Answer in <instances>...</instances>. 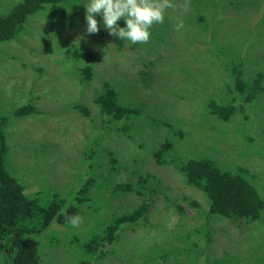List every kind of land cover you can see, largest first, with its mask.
I'll use <instances>...</instances> for the list:
<instances>
[{"label": "rangeland", "instance_id": "374dc122", "mask_svg": "<svg viewBox=\"0 0 264 264\" xmlns=\"http://www.w3.org/2000/svg\"><path fill=\"white\" fill-rule=\"evenodd\" d=\"M18 1L1 0L0 12L9 11ZM175 1L182 4L183 0ZM88 2L89 0H71L70 5L80 4L85 8L84 5ZM222 2L225 11L217 9L221 16L220 20L230 31L242 34L245 38L244 27L247 32L254 21V15L264 4L263 0H256L259 6L246 5L240 9L237 7L238 0L233 1L234 4H229L225 0ZM48 8L49 5H44L28 17L23 30L18 33L17 41L8 40L0 43V112L9 118L6 126L8 146L6 163L13 175H27L31 178L33 184H27L25 189L27 192H32L36 188L40 189L43 195L50 187L55 186L54 191H58L62 197L72 195L71 190L77 187L79 181L74 180L80 174L77 169L79 163H75V160L81 158V150L88 134L91 131L96 132L92 126L99 123V110L94 98L98 91L103 89V82H110L125 99L129 92L134 91L131 101H137L136 106H142L146 114L156 115L174 129H180L181 124L186 133L183 132V138L176 141V146L183 151H186V148L195 152L205 150L203 147L205 140L210 136L214 142L218 137L216 143L222 151L218 154L221 164L231 167L232 163H236L248 167L256 176L255 182L260 186L264 196V148H261L262 154L253 152V148H250L246 155H243L244 151L240 149L244 147V143L238 133L237 122L233 120L226 123L219 120L217 131L215 128L217 123H214L216 119L207 115L204 110V102L209 98L216 99L214 93L221 92L219 90V86L222 85L221 77L225 75L219 73L217 66L214 65L215 49L204 56L198 48L199 43L195 41L197 37L188 39L184 36L192 32L194 27L185 25L184 30L178 32L173 26L167 33L165 30L160 37H156V30L151 29L152 35L146 44L131 45L127 40L119 44L117 37L109 35L105 29L102 18H95L99 22L98 33L88 34L85 14L75 26L69 27L61 20L51 18ZM191 10L190 7L187 11L182 8L168 9L165 16L169 14L172 17L169 23L171 26L176 23V18L187 20L186 15H189ZM158 25L161 24H156L153 28L156 29ZM259 29L262 31L261 27ZM258 46L263 53L261 49L263 45ZM85 49L95 54L93 76L87 81H83L80 71L78 73L75 69L84 64ZM260 58L264 59V56L261 55ZM37 63L43 66L44 73L41 75L37 74L33 66ZM140 70L147 74L142 75ZM193 78H201L205 90L192 88L189 81ZM184 93H188L186 98L178 95ZM35 95H38L34 101L39 109L51 113L41 117H14L12 111L15 106ZM198 98L203 102L197 117L195 104L190 102H195L194 100ZM77 102L89 109L90 118L72 107ZM173 102L177 107L171 105ZM167 115L170 116L166 117ZM145 122L148 121L145 119ZM246 122L252 128L251 115ZM146 126L143 125L141 128L150 133L149 140L152 141L143 147L139 146L142 134L133 133V139L137 141H132L121 132L113 133V137H105L103 145L109 149L114 148L121 162L119 164L127 165L130 163V157L135 155L137 157L135 163H144L140 171L152 172L162 178L166 189L165 192L159 191L153 196L147 225L140 224L122 232L117 245L106 248V254L102 255L101 252L99 257V253L91 254L84 251L82 245L89 235V230L98 226L106 213L83 215V223L73 229H68L71 226L53 223L36 236L40 242L41 258L43 259L42 252L48 255L49 260L45 264H146L141 255L147 254V245L155 239L166 238L169 233L178 232L185 226L190 230L194 226L205 225L203 224L205 220L198 218L197 211L189 205L191 200H196L205 210L207 207L205 196L198 189L185 184L178 170L171 166L159 165L147 151L158 146V142L167 134V129L153 131ZM260 131L259 133H264V126ZM36 144L38 162L34 164L30 162L35 161L31 154ZM256 144L257 147L261 146L257 141ZM251 152H253L251 156L247 157ZM141 154L145 155L142 162L139 160ZM136 165L140 167L139 164ZM119 170L118 178L126 180L130 176L123 167ZM137 199L138 196H124L123 204L132 207L138 204ZM178 205L184 210L183 215L179 214ZM209 223L216 229L215 238L213 237L216 250L212 249L216 259L219 257H222L221 261L227 259L225 264H264V239L260 249L253 250L255 248L253 247L251 252L249 250L247 252L248 246L252 247L251 243H247L252 240L247 237L253 234L246 236L245 242L239 241V237H242L240 234L247 231L240 229L237 226L238 222L216 218ZM74 231H82L80 233L82 238L78 239L76 233L75 241L70 244L68 243L69 237L72 236L70 232ZM232 231L240 233L238 238L231 234ZM239 250L244 252V258ZM199 252L201 253V250ZM4 260L0 253V264H3ZM150 262L158 264L164 261L150 259Z\"/></svg>", "mask_w": 264, "mask_h": 264}, {"label": "trees", "instance_id": "16d2710c", "mask_svg": "<svg viewBox=\"0 0 264 264\" xmlns=\"http://www.w3.org/2000/svg\"><path fill=\"white\" fill-rule=\"evenodd\" d=\"M222 1L224 0H191L190 8L193 11L186 15L184 27L186 25L194 28L184 36L188 39L197 37L195 41L199 43L198 48L204 56L215 49L214 65L217 66L219 73L225 75L221 77L222 85L219 86L221 92L214 93L216 99L209 98L204 102L206 114L216 119L215 128L218 131L219 120L226 123L235 120L238 133L244 143V147L240 149L244 151L242 154L246 155L250 148H253V152L262 154L264 133L259 132L264 126V59L260 56H264V4L254 15V21L247 32L244 27L245 38H243L242 34L230 31L220 20L221 16L217 9L225 11ZM233 1L236 2V0H225L229 4H234ZM174 2L176 3L175 0ZM238 2L239 9L246 5L259 6L256 0L254 2L238 0ZM70 4L71 0H19L9 11L0 12V43L8 40L17 41L18 33L23 30L28 17L44 5H49L48 13L51 18L61 20L66 26H75L86 14V9L80 4ZM96 17L102 18L100 15L94 18ZM171 18L168 14L161 25L156 29L152 27V30H156V37H160L165 30L167 33L175 26V22L170 26ZM175 21L177 22V18ZM117 23L119 27L125 26L123 20ZM258 27H261L262 31ZM123 41L117 37L119 44ZM258 45H263L261 48L263 53ZM1 47L3 49V46ZM6 55L10 56L8 53ZM83 55L84 64L75 69L78 73L80 71L81 79L87 81L93 76L92 65L95 63V54L85 49ZM22 62L26 63V61ZM33 66L38 75L44 73L43 66L39 63ZM140 72L142 75L147 74L145 71L140 70ZM189 84L192 88L205 90L201 78H193ZM102 87L103 89L99 90L94 98L99 110V123L92 126L96 132L91 131L88 134L84 148L81 150L82 156L78 161L75 160V163H79L77 169L80 174L74 181H79L77 187L71 190L72 195L67 198L54 191L55 186L45 190L43 195L42 191L36 188L32 192H27L25 190L27 184H33L31 178L27 175L15 176L10 172L6 163L8 155L6 126L9 118L0 112V253L5 258L3 264H45L49 260L48 255L42 252L43 259L41 258L40 242L36 236L53 223L71 226L66 221L65 210L69 216L76 214L81 217L92 213H106L104 220L98 225L100 228L96 226L89 230V235L82 245L84 251L91 254L99 253V257L101 252L102 255L106 254V248L117 245L122 232L140 224L147 225L153 196L159 191L165 192L166 189L162 178L152 172L140 171L144 163H135L137 160L135 155L130 157V163L127 165L119 164L121 162L114 148L109 149L103 145L105 137H113V133L121 132L132 141L136 140L133 139V133L142 134L139 146L143 147L152 141L149 140L150 133L141 128L143 125H147L146 127L153 131L167 129V134L161 138L158 146L152 150L147 149L148 153L152 154L159 165L171 166L178 170L184 183L198 189L207 202L205 210L196 200L189 202V205L197 211L198 218L205 220L203 222L205 225L200 224L190 230L185 226L178 232L169 233L166 238L155 239L147 245V254L141 255L143 261L146 264H151L150 259L164 261L158 264H225L227 259L223 261H221L222 257L216 259L212 251L213 248L216 250L213 244L216 229L209 222L216 218L238 222L237 226L247 231L241 234L232 231L231 234L235 238H238V234L242 235L239 241L245 242V237L253 234L247 237L252 240L247 242L252 244L251 248L248 246L247 252L248 250L251 252L253 247H255L253 250L260 249L264 239V196L260 186L255 182L256 176L250 169L236 163H232L231 167L223 166L218 159V154L222 152L216 143L218 137L213 142L209 136V139L203 143L206 149H200L201 152L190 151L188 148L183 151L176 146V141L181 140L186 133L181 124L180 129H174L156 115L146 114L142 106H136L137 101H131L134 91L129 92L125 99L110 82H103ZM187 94L178 95L186 98ZM36 97L38 95L30 96L15 106L12 111L14 117H41L51 113L39 109L34 101ZM194 101L190 104H195L194 109L198 117L203 101L200 98ZM171 105L177 107L175 102ZM72 107L86 117H91L89 109L84 104L77 102ZM249 115L252 117V128L246 122ZM145 119L148 122H145ZM256 141L261 146L257 147ZM37 145L31 154L35 161L30 163L38 162ZM143 157L145 155L141 154L140 162L143 161ZM120 167L130 174L126 180L117 177ZM127 195L138 196V204L132 207L124 205L123 197ZM177 207L179 214L183 215L182 207L180 205ZM73 228L71 226L68 229ZM76 231L70 232L72 236L69 237L68 243L72 244L73 240L75 241L76 233L78 239L82 238L80 236L82 231ZM111 250L113 251L114 248ZM239 252L244 258V252L241 250Z\"/></svg>", "mask_w": 264, "mask_h": 264}, {"label": "clouds", "instance_id": "9594fccd", "mask_svg": "<svg viewBox=\"0 0 264 264\" xmlns=\"http://www.w3.org/2000/svg\"><path fill=\"white\" fill-rule=\"evenodd\" d=\"M191 6V0H183L177 4L174 0H89L86 9V32L96 34L99 31V22L94 18L100 15L103 25L109 35L116 36L119 40H127L131 45L146 44L149 42L151 29L156 24L164 22L165 12L168 9L182 8L187 11ZM123 20L125 26L119 27L118 21ZM175 30L180 31L184 27V21L177 18ZM66 221L74 228L83 223L80 215H67Z\"/></svg>", "mask_w": 264, "mask_h": 264}]
</instances>
